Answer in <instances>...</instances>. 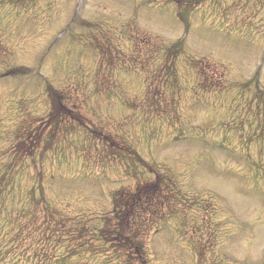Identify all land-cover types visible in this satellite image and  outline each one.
I'll return each mask as SVG.
<instances>
[{"label":"rangeland","instance_id":"374dc122","mask_svg":"<svg viewBox=\"0 0 264 264\" xmlns=\"http://www.w3.org/2000/svg\"><path fill=\"white\" fill-rule=\"evenodd\" d=\"M151 182L144 264H264V0H0V264H137Z\"/></svg>","mask_w":264,"mask_h":264},{"label":"trees","instance_id":"16d2710c","mask_svg":"<svg viewBox=\"0 0 264 264\" xmlns=\"http://www.w3.org/2000/svg\"><path fill=\"white\" fill-rule=\"evenodd\" d=\"M50 93L49 95L54 99V103L49 119L55 124L59 120L60 114L65 113L66 110L58 103L57 93L55 91H51ZM158 186L157 183L151 182L136 187L131 201L129 197L132 195L126 199L122 196L120 205L116 206L118 208L114 210V227L112 229L106 227L104 230L99 231V239L103 243L115 247L119 251H123L127 257H132V260H136L137 264H144V261L142 259V248L139 241V228L137 226L134 228L133 224L135 221L141 220L140 212L142 211L139 213L138 211L141 210L143 204L145 206L146 202L148 203V200H143L142 198L148 199V195L150 196L154 190H158ZM140 204L142 205L140 206Z\"/></svg>","mask_w":264,"mask_h":264}]
</instances>
